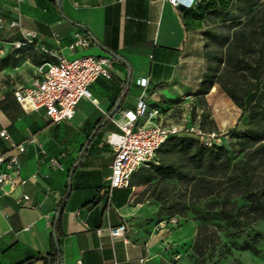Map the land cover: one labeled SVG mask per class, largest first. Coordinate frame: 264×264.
Returning a JSON list of instances; mask_svg holds the SVG:
<instances>
[{"label":"crops","instance_id":"1","mask_svg":"<svg viewBox=\"0 0 264 264\" xmlns=\"http://www.w3.org/2000/svg\"><path fill=\"white\" fill-rule=\"evenodd\" d=\"M215 1L203 0L181 11L167 0H0V15L12 21L19 14L23 27L34 32L47 50L68 60L116 58L112 78H99L90 85L92 99H82L69 122L51 123L43 110L25 113L14 96L0 99L6 109L0 107V132L6 130L16 144L35 137L48 156L62 155L65 168L55 170L37 148L27 147L21 159L28 185L0 187V264L49 254L52 224L59 213L60 264L78 260L83 264H174L179 260V248L174 245L193 240L197 229L187 223L177 231L172 227L156 234L137 227L145 206L137 199L133 176L142 169L131 177L129 187L114 190L111 197L102 196L114 160L105 138L119 131L113 119L121 120L122 112L135 108L143 94L151 108L167 110L168 117L174 103L198 93L207 67L204 34L212 11L207 8ZM76 35L89 38L90 46L71 50ZM22 50L24 57L32 52L29 62L35 70L28 69L24 83L16 89L31 83L37 67L56 60L33 47ZM139 79L148 80L147 89L137 84ZM50 125L53 130H48ZM8 146L6 139H0L1 152L6 153ZM23 194L30 196L34 208L16 205L14 199ZM121 225L126 226L128 242L109 235L110 228Z\"/></svg>","mask_w":264,"mask_h":264},{"label":"trees","instance_id":"2","mask_svg":"<svg viewBox=\"0 0 264 264\" xmlns=\"http://www.w3.org/2000/svg\"><path fill=\"white\" fill-rule=\"evenodd\" d=\"M207 9L212 10L204 34L207 68L196 95L215 93L218 85L242 115L247 114L249 128L243 134L231 131L238 147L235 159L225 148L204 147L191 136L169 138L158 151L162 179L155 183L152 196L162 204L171 203L185 218L180 206L206 200L198 213L204 223L193 246L199 256L213 249L219 238L209 221H219L232 235H239L264 220V0H217ZM0 107L6 111L2 103ZM61 215L52 224L51 252L31 255L18 264H60ZM244 250L259 252L251 244Z\"/></svg>","mask_w":264,"mask_h":264},{"label":"built area","instance_id":"3","mask_svg":"<svg viewBox=\"0 0 264 264\" xmlns=\"http://www.w3.org/2000/svg\"><path fill=\"white\" fill-rule=\"evenodd\" d=\"M175 7L183 6L185 9L195 7L200 0H167ZM18 13V8L14 9ZM19 32L21 39L11 43L14 50L33 47L36 50L55 57L54 62H47L36 69V76L27 86H21L13 93L14 99L25 113H34L41 110L51 123L59 124L71 121L82 99H92L89 87L99 78L110 80L116 58L80 57L72 60L47 50L37 42V35L26 30L20 16L7 21L0 15V34ZM91 40L82 35H76L69 48H88ZM47 69V70H45ZM137 84L144 89L148 88L147 79L137 80ZM93 102L97 101L93 99ZM167 110L151 108L143 94L139 97L135 108L122 112L121 120L113 123L120 132L106 135V143L114 152L112 173L108 187L101 190L102 196H112L116 189L129 187L131 177L142 168H150L160 148L165 142L178 135L196 138L204 147L221 146V135L217 132H206L198 126H182L167 121ZM0 139L8 141V151H0V187L13 189L24 188L29 179L22 177V156L27 153V147L37 148L38 154L48 159L49 166L55 170L64 171L62 155L48 156L42 144L35 137H31L24 144H16L10 140L6 130L0 132ZM33 178L36 175L32 176ZM20 208H34L28 194L14 199ZM178 217L159 222L160 230L180 226ZM28 229V228H27ZM126 226L121 225L109 229V235L114 239L125 242ZM145 260H142V262ZM77 264H83L81 260Z\"/></svg>","mask_w":264,"mask_h":264},{"label":"rangeland","instance_id":"4","mask_svg":"<svg viewBox=\"0 0 264 264\" xmlns=\"http://www.w3.org/2000/svg\"><path fill=\"white\" fill-rule=\"evenodd\" d=\"M233 31L234 29L230 31V34ZM17 40L16 33L13 31L4 36L0 35V99L13 96L14 90L24 83V75L28 69H32L33 72L35 70L29 62L32 52L24 57L22 49L14 50L10 46ZM214 87L217 91L212 93L210 90L204 97L195 95L192 98L178 100L169 110L167 121L182 126H198L206 132L219 133L222 138L221 147L227 150L232 159H235L238 156V147L231 131L235 130L238 134L246 132L249 128L248 116L242 115V110L218 85ZM53 128V125L48 126V130ZM134 177L138 185L135 191L137 199H142L145 206L140 216L142 223L138 218L139 229L147 233L159 234V222L172 217H178L181 221L180 226L172 231H177L187 223L194 224L198 230V227L204 223L198 213L203 211L206 200L193 201L180 206L179 209L184 208L187 213L185 218L172 208L171 203L162 204L152 197L155 192V183L162 179L158 153L155 163L150 168L140 170ZM163 180L168 182L167 179ZM161 188L165 187L161 186ZM209 224L218 232L219 238L214 248L202 256L197 255L193 251L195 236L193 240L174 245L179 248L180 256L174 264L178 262L181 264H264V220H260L251 228H246L239 235H232L230 231L225 230L226 228L221 227L222 223L219 221L211 220ZM246 244L255 246L259 252L255 254L244 250Z\"/></svg>","mask_w":264,"mask_h":264},{"label":"water","instance_id":"5","mask_svg":"<svg viewBox=\"0 0 264 264\" xmlns=\"http://www.w3.org/2000/svg\"><path fill=\"white\" fill-rule=\"evenodd\" d=\"M179 9L183 11L185 8L183 6H180Z\"/></svg>","mask_w":264,"mask_h":264}]
</instances>
